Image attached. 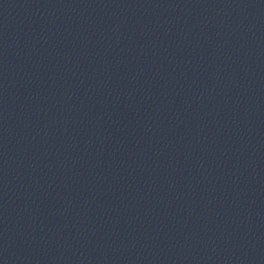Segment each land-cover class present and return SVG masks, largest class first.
Segmentation results:
<instances>
[{"label": "water", "instance_id": "95a60500", "mask_svg": "<svg viewBox=\"0 0 264 264\" xmlns=\"http://www.w3.org/2000/svg\"><path fill=\"white\" fill-rule=\"evenodd\" d=\"M0 264H264V0H0Z\"/></svg>", "mask_w": 264, "mask_h": 264}]
</instances>
